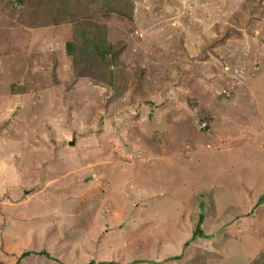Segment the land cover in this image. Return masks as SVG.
Masks as SVG:
<instances>
[{
	"label": "rangeland",
	"instance_id": "374dc122",
	"mask_svg": "<svg viewBox=\"0 0 264 264\" xmlns=\"http://www.w3.org/2000/svg\"><path fill=\"white\" fill-rule=\"evenodd\" d=\"M0 103V264H264V0H0Z\"/></svg>",
	"mask_w": 264,
	"mask_h": 264
},
{
	"label": "water",
	"instance_id": "95a60500",
	"mask_svg": "<svg viewBox=\"0 0 264 264\" xmlns=\"http://www.w3.org/2000/svg\"><path fill=\"white\" fill-rule=\"evenodd\" d=\"M73 144H74V142L73 141H70L69 145H73Z\"/></svg>",
	"mask_w": 264,
	"mask_h": 264
},
{
	"label": "bare ground",
	"instance_id": "6f19581e",
	"mask_svg": "<svg viewBox=\"0 0 264 264\" xmlns=\"http://www.w3.org/2000/svg\"><path fill=\"white\" fill-rule=\"evenodd\" d=\"M3 103V102H2ZM5 103V102H4ZM1 104V103H0ZM2 107V106H1ZM3 108V107H2ZM0 110H1V108H0ZM3 110V109H2Z\"/></svg>",
	"mask_w": 264,
	"mask_h": 264
},
{
	"label": "trees",
	"instance_id": "16d2710c",
	"mask_svg": "<svg viewBox=\"0 0 264 264\" xmlns=\"http://www.w3.org/2000/svg\"><path fill=\"white\" fill-rule=\"evenodd\" d=\"M194 235H195V234H194ZM194 235H192V236H194ZM192 236H191V237H192ZM89 264H92V263H89Z\"/></svg>",
	"mask_w": 264,
	"mask_h": 264
},
{
	"label": "crops",
	"instance_id": "0c3cea01",
	"mask_svg": "<svg viewBox=\"0 0 264 264\" xmlns=\"http://www.w3.org/2000/svg\"><path fill=\"white\" fill-rule=\"evenodd\" d=\"M16 234H14V236H15Z\"/></svg>",
	"mask_w": 264,
	"mask_h": 264
}]
</instances>
